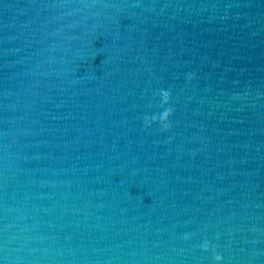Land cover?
<instances>
[{
  "label": "water",
  "instance_id": "95a60500",
  "mask_svg": "<svg viewBox=\"0 0 264 264\" xmlns=\"http://www.w3.org/2000/svg\"><path fill=\"white\" fill-rule=\"evenodd\" d=\"M0 264H264V0H0Z\"/></svg>",
  "mask_w": 264,
  "mask_h": 264
}]
</instances>
